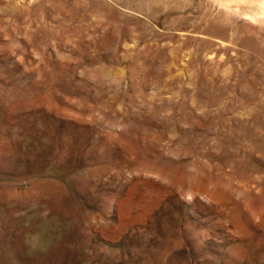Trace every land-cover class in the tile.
<instances>
[{"label":"rangeland","instance_id":"rangeland-1","mask_svg":"<svg viewBox=\"0 0 264 264\" xmlns=\"http://www.w3.org/2000/svg\"><path fill=\"white\" fill-rule=\"evenodd\" d=\"M0 264H264V0H0Z\"/></svg>","mask_w":264,"mask_h":264}]
</instances>
